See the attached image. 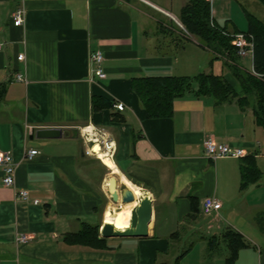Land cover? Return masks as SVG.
Wrapping results in <instances>:
<instances>
[{
  "label": "crops",
  "instance_id": "1",
  "mask_svg": "<svg viewBox=\"0 0 264 264\" xmlns=\"http://www.w3.org/2000/svg\"><path fill=\"white\" fill-rule=\"evenodd\" d=\"M179 1L0 0V83L5 84L0 152H10L17 164L13 186L2 184L0 172V264H226L228 230L244 243L234 264H264V232L258 225L264 215V129L252 104L237 100L245 96L240 81L183 25L181 10L188 0ZM21 6L25 22L14 26L11 13ZM95 50L103 55V79H91L89 55ZM249 59L250 69L239 59L244 72L253 70ZM200 72L222 76L235 97L217 101L189 91L173 101L170 116L149 118L132 88L136 77L193 78ZM15 73L25 80H15ZM99 98L110 105L94 110ZM117 103L123 110L114 107ZM85 126L109 134L113 169L85 153ZM50 127L68 134L31 138L37 128ZM208 137L245 154L208 159L203 148ZM29 149L38 153L26 159ZM247 157L261 177L242 184ZM112 177L118 202L110 195ZM124 187L138 188L135 202L143 196L152 200L146 236L99 233L94 245L65 239L85 225H98L99 231L103 223L127 228L116 216L104 219L106 209L121 204ZM20 189L28 191L26 200L17 198ZM208 196L221 201L215 216L201 211ZM19 234L29 239L18 242Z\"/></svg>",
  "mask_w": 264,
  "mask_h": 264
},
{
  "label": "trees",
  "instance_id": "2",
  "mask_svg": "<svg viewBox=\"0 0 264 264\" xmlns=\"http://www.w3.org/2000/svg\"><path fill=\"white\" fill-rule=\"evenodd\" d=\"M264 7V0H257ZM246 12L248 25L243 32L248 34L252 41L253 71L261 76L256 77L244 72L239 66V57L236 56L232 45V34L226 25L218 26L211 22L210 3L207 0H188L181 10V21L185 28L214 53V59L221 58L232 74L240 81L245 91L239 102L249 101L253 107L255 121L264 129V20H260L251 13ZM194 84L195 87L191 85ZM132 88L144 107L149 118L167 117L172 113L173 101L189 91L201 95H212L217 101H226L235 97L229 83L220 75L200 72L193 78L184 76H152L136 77L132 80ZM5 90V84L0 83V100ZM93 102L92 108L102 109L110 104L104 99ZM242 184H248L261 177L254 159L247 157L241 165ZM191 210H196V202L191 199ZM259 228L264 232V215L258 222ZM228 239L229 254L226 264H234L237 250L244 243L239 234L228 230L224 235ZM65 239L72 243L94 245L99 238L98 225H85L80 231L65 235ZM189 248V246L187 247ZM187 248L179 253L180 258Z\"/></svg>",
  "mask_w": 264,
  "mask_h": 264
},
{
  "label": "built area",
  "instance_id": "3",
  "mask_svg": "<svg viewBox=\"0 0 264 264\" xmlns=\"http://www.w3.org/2000/svg\"><path fill=\"white\" fill-rule=\"evenodd\" d=\"M11 23L14 26H22L25 22V10L24 8L17 7L11 13ZM4 41L0 36V52L3 49ZM232 45L234 47L236 56L239 58H245L252 56V41L248 34L243 31H238L232 34ZM18 60L23 59V55L17 56ZM90 63L94 67L91 79H103L105 78V72L102 67L103 55L101 51L95 50L89 55ZM253 71V70H252ZM254 73V71L252 72ZM256 74V73H254ZM15 80L23 81L25 78L21 73H15ZM114 107L118 110H123L124 105L117 103ZM83 133L84 142L87 143L88 148L85 149L86 154H94L96 157L99 155L111 156L114 151V143L110 138L109 134L99 128L85 126L81 129ZM97 144L98 149L94 150L93 146ZM204 155L211 160H216L221 157H241L245 154L241 148L233 147L228 144L219 143L208 137L203 141ZM38 151L36 149H29L25 153L26 159H31L36 155ZM100 159V158H99ZM16 162L10 152H0V172L1 181L4 186H13L15 184V171ZM17 198L26 200L28 198V191L26 189H20L17 192ZM38 200H34L37 203ZM201 211L204 215H217L221 208V201L218 199L208 196L202 199L200 204ZM29 239L27 234H19L16 238L18 242H23Z\"/></svg>",
  "mask_w": 264,
  "mask_h": 264
},
{
  "label": "water",
  "instance_id": "4",
  "mask_svg": "<svg viewBox=\"0 0 264 264\" xmlns=\"http://www.w3.org/2000/svg\"><path fill=\"white\" fill-rule=\"evenodd\" d=\"M194 84H192V87ZM62 134L67 135L61 128H37L31 135V138H59ZM115 179H109V190L112 200L119 201V194L115 187ZM121 203H129L135 201V196L131 190L124 187L120 190ZM152 200L148 196H143L137 200L130 209V217L128 227L123 230L114 228L111 223H103L99 231L103 237H142L147 235V225L151 219Z\"/></svg>",
  "mask_w": 264,
  "mask_h": 264
},
{
  "label": "rangeland",
  "instance_id": "5",
  "mask_svg": "<svg viewBox=\"0 0 264 264\" xmlns=\"http://www.w3.org/2000/svg\"><path fill=\"white\" fill-rule=\"evenodd\" d=\"M175 3L179 2V0H174ZM252 0H211V8L214 19L219 26H224L227 22L233 25L239 31H245L247 29L248 20L246 16V12H252L253 16L260 20H264V14H261L259 9H257L256 5L258 4V8H264L257 0H254V4L251 2ZM256 4V5H255ZM179 5V4H178ZM172 8L173 13H177V7ZM262 6V7H261ZM263 10V9H262ZM163 22H169V24H174L177 26L176 22L170 19H162ZM168 24V23H167ZM229 31H233V28L227 27ZM237 32V31H236ZM201 60L203 58V53H200ZM243 60V65L246 69H250V59L249 57L239 58ZM202 70V69H201ZM227 72V71H226ZM254 75V73L249 72ZM232 75V73H231ZM254 76L260 77L261 75L256 73ZM115 209L117 205H112ZM185 245L183 244V247Z\"/></svg>",
  "mask_w": 264,
  "mask_h": 264
},
{
  "label": "bare ground",
  "instance_id": "6",
  "mask_svg": "<svg viewBox=\"0 0 264 264\" xmlns=\"http://www.w3.org/2000/svg\"><path fill=\"white\" fill-rule=\"evenodd\" d=\"M93 148H94V150H97L98 149V145L95 144L93 146ZM98 158H100L101 162L105 166H107L109 169H113V167H115V166H113V163L111 162V160L109 159V157L107 155H99ZM121 179H123V178H121ZM125 180L123 182H125ZM132 192H133L135 197H137L140 194L138 188H133ZM134 204H135V201L134 202H129V203H121L115 209L114 208L113 209H106L105 208L106 210H105V213H104V219H108V218L116 216V217L120 218L121 220H123L125 223L129 224L130 209H131L132 206H134Z\"/></svg>",
  "mask_w": 264,
  "mask_h": 264
}]
</instances>
